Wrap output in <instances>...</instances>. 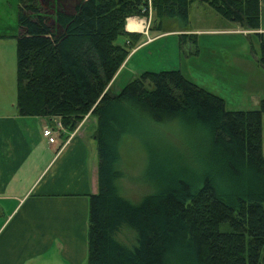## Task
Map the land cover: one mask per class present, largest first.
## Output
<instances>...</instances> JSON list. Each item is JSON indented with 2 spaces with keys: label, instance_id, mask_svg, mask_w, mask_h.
<instances>
[{
  "label": "trees",
  "instance_id": "obj_1",
  "mask_svg": "<svg viewBox=\"0 0 264 264\" xmlns=\"http://www.w3.org/2000/svg\"><path fill=\"white\" fill-rule=\"evenodd\" d=\"M18 1V114L58 117L68 133L86 114L96 118L98 188L89 195L88 264H264V98L254 110H227L222 97L179 69L143 71L118 92L108 88L138 42L126 20L147 17L151 5L156 29L176 19L186 30L194 0H72L70 11L52 13L36 0ZM201 1L243 28H259V0ZM179 36L182 52L185 38L196 43L194 34ZM144 120L195 128L201 137L192 153L200 160L191 158L196 167L188 171L169 169L171 160L155 161L163 147L147 148L155 186L134 204L119 192L118 149ZM123 228L135 233L133 245L117 238Z\"/></svg>",
  "mask_w": 264,
  "mask_h": 264
},
{
  "label": "crops",
  "instance_id": "obj_2",
  "mask_svg": "<svg viewBox=\"0 0 264 264\" xmlns=\"http://www.w3.org/2000/svg\"><path fill=\"white\" fill-rule=\"evenodd\" d=\"M198 7L202 11L210 9L204 2ZM259 7L256 30L241 26V30H153L146 17L128 18L136 22L133 20V29H127V19L125 28L139 33L138 42L108 88L112 90L118 79L124 86L143 71L179 68L169 62L168 52L174 54L175 45L178 55L180 34H194L196 41L201 35L223 33L264 35V0H259ZM169 37L175 38L167 47ZM198 53L194 58L203 61L214 76L234 78L230 76L229 62H219L216 55L212 60H201V51ZM180 63L179 58L178 66ZM4 111L0 110V264H84L88 253L89 195L98 188L96 120L88 133L90 116L86 115L74 131L53 133L55 139L50 143L43 130H57L58 118Z\"/></svg>",
  "mask_w": 264,
  "mask_h": 264
},
{
  "label": "rangeland",
  "instance_id": "obj_3",
  "mask_svg": "<svg viewBox=\"0 0 264 264\" xmlns=\"http://www.w3.org/2000/svg\"><path fill=\"white\" fill-rule=\"evenodd\" d=\"M36 1L49 13L60 7L70 11L72 6V0ZM194 1L195 3L189 8V24L186 27L187 29L241 30L237 22L222 18L212 8L208 7L207 3L204 4L210 9L202 11L198 9L202 1ZM18 6V0H0V110H5L4 112L17 110L15 103ZM147 17L146 21L149 22V27L155 30L156 23L151 5L148 7ZM133 18L141 19L142 17L134 16ZM136 24L138 26V23ZM129 28L133 29V27ZM162 29L187 31V29H182V26L176 19H165ZM259 36V34L255 33L247 34L241 32L223 33V35L215 36L201 35L195 44L191 41L190 37H187L183 42V52L179 50L180 52L177 55L175 45L174 54L168 52L169 62L174 63L175 67H179L182 74L190 81L222 97L227 110H254L258 108L260 100L264 98V69L258 63L260 57ZM262 37L264 38V35ZM172 38L175 37L167 39V47H170L172 44ZM124 42L125 39L122 36L116 39V43L118 44L123 45ZM196 50L197 53L198 50L201 51L199 57L201 60L209 61L216 55V59L219 62H229L230 76L234 78L228 79L214 76L209 69L204 67L203 61H198L197 58H194L199 54L194 53ZM179 58L181 59L180 66H178ZM141 61H143V58ZM157 62L159 61L157 60ZM121 82L122 79H118L114 83L112 86L114 92H118L123 87L121 86ZM86 115L90 116L86 123V127L88 128L86 131L89 133L96 118L90 113ZM144 121L143 123L138 122L141 124L136 127L137 131L135 134H126L122 137L118 149V169L123 174L117 183L119 192L134 204L154 190L155 184L149 179L154 177V175H150L147 171L149 153L152 152V149H156L158 152V148L163 147L165 149L161 158L158 157L155 161L159 166H163L162 161L167 163L165 159L171 160L170 166H168L169 169H173L174 166H177V169L178 165H180L181 168L188 171L190 168L196 167L189 161L191 158L200 160V153L198 151L196 155L192 153V150L197 149L195 140L201 137L200 134L195 133V128L185 127L178 121L153 124L148 120ZM147 148L150 149L149 153L147 152ZM262 154L264 156V113H262ZM117 238L129 246L135 243V233L131 229H121L119 234H117ZM84 264H88L87 258Z\"/></svg>",
  "mask_w": 264,
  "mask_h": 264
},
{
  "label": "built area",
  "instance_id": "obj_4",
  "mask_svg": "<svg viewBox=\"0 0 264 264\" xmlns=\"http://www.w3.org/2000/svg\"><path fill=\"white\" fill-rule=\"evenodd\" d=\"M56 118H58V117H56ZM59 119V118H58ZM56 124H57V130L56 129H54V128H51V127H47V128H45L44 130H43V133L46 135V137L48 138V141L50 142V143H52L53 141H54V135H52L53 133H57V134H59L61 131H63L64 130V127H63V125L61 124V122H60V119H59V121L58 122H56Z\"/></svg>",
  "mask_w": 264,
  "mask_h": 264
},
{
  "label": "bare ground",
  "instance_id": "obj_5",
  "mask_svg": "<svg viewBox=\"0 0 264 264\" xmlns=\"http://www.w3.org/2000/svg\"><path fill=\"white\" fill-rule=\"evenodd\" d=\"M135 22L133 20H128L127 22V28L129 29V27H133L132 25L134 24Z\"/></svg>",
  "mask_w": 264,
  "mask_h": 264
},
{
  "label": "water",
  "instance_id": "obj_6",
  "mask_svg": "<svg viewBox=\"0 0 264 264\" xmlns=\"http://www.w3.org/2000/svg\"><path fill=\"white\" fill-rule=\"evenodd\" d=\"M126 29V28H125ZM127 30V29H126ZM128 31V30H127Z\"/></svg>",
  "mask_w": 264,
  "mask_h": 264
}]
</instances>
